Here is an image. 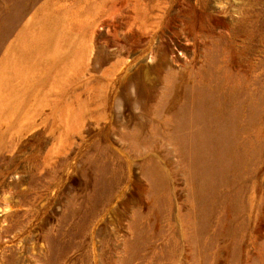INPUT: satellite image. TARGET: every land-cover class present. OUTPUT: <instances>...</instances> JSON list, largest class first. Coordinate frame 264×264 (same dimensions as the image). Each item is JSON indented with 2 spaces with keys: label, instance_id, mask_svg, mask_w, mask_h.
Listing matches in <instances>:
<instances>
[{
  "label": "rangeland",
  "instance_id": "1",
  "mask_svg": "<svg viewBox=\"0 0 264 264\" xmlns=\"http://www.w3.org/2000/svg\"><path fill=\"white\" fill-rule=\"evenodd\" d=\"M0 264H264V0H0Z\"/></svg>",
  "mask_w": 264,
  "mask_h": 264
}]
</instances>
